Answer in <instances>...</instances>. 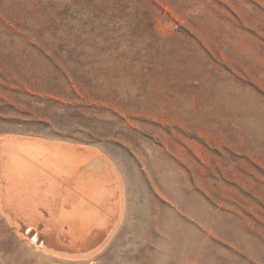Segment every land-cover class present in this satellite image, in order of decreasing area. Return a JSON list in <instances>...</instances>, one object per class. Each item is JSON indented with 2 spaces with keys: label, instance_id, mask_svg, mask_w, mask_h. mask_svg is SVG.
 Masks as SVG:
<instances>
[{
  "label": "rangeland",
  "instance_id": "rangeland-1",
  "mask_svg": "<svg viewBox=\"0 0 264 264\" xmlns=\"http://www.w3.org/2000/svg\"><path fill=\"white\" fill-rule=\"evenodd\" d=\"M10 136L121 172L96 264H264V0H0Z\"/></svg>",
  "mask_w": 264,
  "mask_h": 264
},
{
  "label": "bare ground",
  "instance_id": "bare-ground-1",
  "mask_svg": "<svg viewBox=\"0 0 264 264\" xmlns=\"http://www.w3.org/2000/svg\"><path fill=\"white\" fill-rule=\"evenodd\" d=\"M120 174L91 146L1 138L0 262L96 264L125 211Z\"/></svg>",
  "mask_w": 264,
  "mask_h": 264
}]
</instances>
